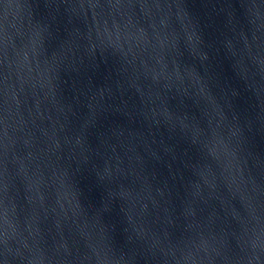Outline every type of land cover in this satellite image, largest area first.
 Instances as JSON below:
<instances>
[{
    "label": "water",
    "instance_id": "1",
    "mask_svg": "<svg viewBox=\"0 0 264 264\" xmlns=\"http://www.w3.org/2000/svg\"><path fill=\"white\" fill-rule=\"evenodd\" d=\"M0 264H264V0H0Z\"/></svg>",
    "mask_w": 264,
    "mask_h": 264
}]
</instances>
